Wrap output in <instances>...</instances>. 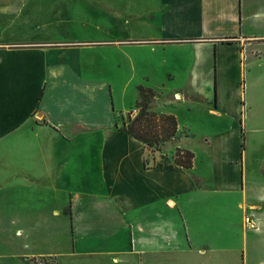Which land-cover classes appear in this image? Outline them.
Masks as SVG:
<instances>
[{
  "label": "crops",
  "instance_id": "1",
  "mask_svg": "<svg viewBox=\"0 0 264 264\" xmlns=\"http://www.w3.org/2000/svg\"><path fill=\"white\" fill-rule=\"evenodd\" d=\"M262 38V0H0V234L21 243L0 264H264L242 148ZM139 87L177 120L159 149L115 123Z\"/></svg>",
  "mask_w": 264,
  "mask_h": 264
},
{
  "label": "rangeland",
  "instance_id": "2",
  "mask_svg": "<svg viewBox=\"0 0 264 264\" xmlns=\"http://www.w3.org/2000/svg\"><path fill=\"white\" fill-rule=\"evenodd\" d=\"M118 2H126V0H117ZM264 2V0H262ZM254 44V47L250 48L251 59L254 62L251 67L250 72L245 74L243 78L244 91H246L247 96L246 100L250 102L251 111L249 110L247 119L246 128L249 129H258L259 131H248L246 135L242 133V148L244 150V159L248 164H255L257 160L264 158V38L251 41ZM247 43V41H246ZM247 62L248 59L243 60ZM246 69H248L246 65ZM211 93V92H209ZM156 94L152 100H154ZM151 100V101H152ZM244 100H242V103ZM138 110H136L137 114ZM199 113H196L198 115ZM181 119H184V111L180 113ZM123 122H128V116H116L115 123L122 126ZM185 135V131H183ZM181 135V134H180ZM199 145H205L204 140L195 139ZM264 173V170H263ZM15 239L11 236H4L0 234V244L1 242L11 243L13 251L7 250L6 245H2L0 252L3 253L2 262L5 259L10 258V254L15 252V248L21 247L20 241H14ZM45 264H49L47 261Z\"/></svg>",
  "mask_w": 264,
  "mask_h": 264
},
{
  "label": "trees",
  "instance_id": "3",
  "mask_svg": "<svg viewBox=\"0 0 264 264\" xmlns=\"http://www.w3.org/2000/svg\"><path fill=\"white\" fill-rule=\"evenodd\" d=\"M140 100L135 104V110L128 113V122H123L120 130L127 132L133 138L146 146L159 149L160 146L178 134V124L175 116L156 114L149 110V103L155 96L151 89L139 87ZM203 101L202 99H199ZM213 106L217 107L216 89L214 90ZM194 154L189 150L176 149L173 160L180 167L189 169L193 165Z\"/></svg>",
  "mask_w": 264,
  "mask_h": 264
}]
</instances>
